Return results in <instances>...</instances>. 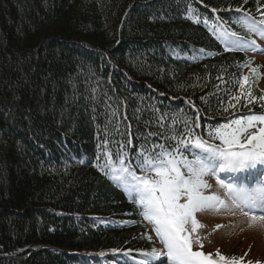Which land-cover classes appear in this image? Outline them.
Segmentation results:
<instances>
[{"label":"trees","instance_id":"obj_1","mask_svg":"<svg viewBox=\"0 0 264 264\" xmlns=\"http://www.w3.org/2000/svg\"><path fill=\"white\" fill-rule=\"evenodd\" d=\"M262 19L264 0H0V264L157 249L117 154L135 168L141 149L264 114Z\"/></svg>","mask_w":264,"mask_h":264},{"label":"snow or ice","instance_id":"obj_2","mask_svg":"<svg viewBox=\"0 0 264 264\" xmlns=\"http://www.w3.org/2000/svg\"><path fill=\"white\" fill-rule=\"evenodd\" d=\"M259 24L264 25V19ZM248 30L264 35V27L254 23L248 24ZM221 38L234 48L256 44L227 29ZM189 151L191 158L185 155ZM117 155L120 163L116 178L136 194L134 198L142 206L144 218L152 223L166 250L142 252L139 264H157L160 257H165L167 264H241L243 258L229 259L219 250L215 259L211 253L194 251V243L201 248L203 244L192 233L202 227L195 215L200 211L239 209L250 216L252 223L264 221V114L240 116L220 124L207 140L189 130L187 138H181L172 150L163 145L141 149L135 168L142 175L125 164L126 155ZM206 177H216L224 198L217 192H206L212 187ZM189 223L191 230L186 227Z\"/></svg>","mask_w":264,"mask_h":264},{"label":"rangeland","instance_id":"obj_3","mask_svg":"<svg viewBox=\"0 0 264 264\" xmlns=\"http://www.w3.org/2000/svg\"><path fill=\"white\" fill-rule=\"evenodd\" d=\"M261 46V49H264V42ZM255 55V62L259 63L263 69L262 82L259 86L264 88V53L256 52ZM221 178H224L223 174ZM206 179L212 185L206 192H217L224 198V190L217 185L216 177H206ZM195 215L202 227H199L197 232L192 235L194 239L196 236L200 237L203 247L194 243L193 248L199 249L205 254L211 253L214 259L217 250H219L229 259L235 257L239 260L245 256L249 261L248 264L264 261V221L257 220L252 223L250 216L244 215L239 209L234 211L206 210L197 212ZM146 221L149 227L154 228L150 221ZM186 227L191 230V223ZM157 249L164 251L162 243H159ZM162 259L164 258L161 257Z\"/></svg>","mask_w":264,"mask_h":264}]
</instances>
